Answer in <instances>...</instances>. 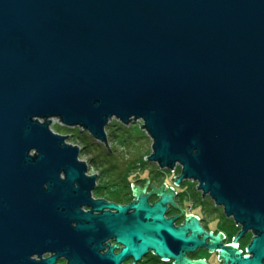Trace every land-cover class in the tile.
<instances>
[{"label":"water","instance_id":"95a60500","mask_svg":"<svg viewBox=\"0 0 264 264\" xmlns=\"http://www.w3.org/2000/svg\"><path fill=\"white\" fill-rule=\"evenodd\" d=\"M51 117L111 152L110 118L143 119L153 139L145 158L181 165L176 184L197 181L241 226L237 238L254 232L251 255L197 215L176 226L166 182L153 204L149 179L132 182L140 197L131 204L93 199L97 173ZM61 234L80 245L70 264H121L149 250L205 264L186 256L202 246H221L224 264H264V0H0V264H38L30 254L58 248ZM100 237L124 247L101 254L97 245L94 260L82 245Z\"/></svg>","mask_w":264,"mask_h":264},{"label":"rangeland","instance_id":"374dc122","mask_svg":"<svg viewBox=\"0 0 264 264\" xmlns=\"http://www.w3.org/2000/svg\"><path fill=\"white\" fill-rule=\"evenodd\" d=\"M50 119L54 131L69 134L67 142L80 146L79 159L87 161L88 172L97 173L101 177L100 182L103 186L99 191L113 193L120 189L127 190L133 186L132 182L144 188L147 179L150 181L146 186L161 187L164 182L172 186L175 183V176L181 173V165H177L175 170L171 171L145 158V155L149 156L153 152V139L138 120L125 124L116 117L110 118L106 132L107 142L113 151L111 152L106 141L94 137L82 126L66 127L59 117ZM197 185V181L184 179L176 187L182 192L183 198H179L180 202L192 203L194 211L207 218L212 227L225 230L229 235L238 234L241 227L236 225L234 218L227 216L223 206L216 205L211 196L204 195ZM253 236L254 234L249 235L243 242L251 240ZM207 256L209 261H217L215 254Z\"/></svg>","mask_w":264,"mask_h":264},{"label":"flooded vegetation","instance_id":"af4514ba","mask_svg":"<svg viewBox=\"0 0 264 264\" xmlns=\"http://www.w3.org/2000/svg\"><path fill=\"white\" fill-rule=\"evenodd\" d=\"M87 174L90 175V174H96V173H90L87 171ZM100 180H101V177L98 175L97 180H96V186L94 187V189H92L93 199H103L108 202H115L121 205H128L138 200V198L140 197V194H138L135 191V187L133 186H131L127 190H122L119 188L120 190H116L113 193L105 192L103 189H102L103 191H99V189H101V186H103L101 185ZM181 183L179 184L173 183L172 187L176 189V187L180 185ZM167 190L168 189L165 187L159 188L155 185H151V186H146V190L144 191V193L149 196V201L151 204H153L154 202H156L158 199L162 197L161 192L163 191L167 192ZM181 197H182V192L176 189L175 194L173 196L174 202L169 201L167 203V210L165 212V216L167 218L175 217V221H174L175 225L178 226V225L184 224V222L189 217V215L197 214L199 215L198 218L206 231L208 232L212 231L215 235L221 233V236H222L221 242L223 245L234 246L235 248L238 249L237 254H240L241 256L251 255L248 245L250 244L252 239L247 242H243V240L244 238H248L249 235L254 234L252 230H249L243 237H240V238H237L236 233L229 235V233L226 232L225 230L212 227L210 222L207 221V218L198 214L197 211H194L195 208L192 205V203L185 204L184 202H180L179 198ZM93 207L94 205H91V204H83L79 208L82 209L84 212H87V211L92 210ZM103 210H112V209L105 207ZM130 211L132 210L130 209L129 212ZM101 212L102 211L100 210H93V213H101ZM77 224H78L77 221L71 220L66 225V230L70 232V234H72ZM236 225L239 228L241 227L239 224H236ZM59 240H60V243L58 245V248L34 251L30 254V259L36 262L38 261L39 262L38 264H48L45 261V259L50 257L51 255H57L54 263L52 264H70V259H71L70 253H69L70 249L72 248H74V250L78 249L80 245L75 243V237H72V236L68 237V239H65L64 235L61 234L59 237ZM63 240H66V241H63ZM210 241L211 239H207L206 242H210ZM97 245H100L97 250L101 254L106 253L110 249L111 246H115L114 253H118L124 247V245L121 242H119L116 239V237H107V238L100 237L97 241L93 240L92 242H90L89 244L85 246L82 245V249L89 255L94 256L95 258L94 260H99L95 256V251L93 249ZM220 248L221 246L215 249H210V248H207L206 246H202V247H198L195 251L187 252L186 256L192 260L202 259V261L205 264H224V258L221 257ZM209 254H215L217 261H209L208 256H207ZM121 264H177V263L175 262L174 259H170V258L166 259V258L160 257L158 254L155 253L154 250H149L148 253L143 255L140 259H135L133 256L125 257L121 261Z\"/></svg>","mask_w":264,"mask_h":264},{"label":"bare ground","instance_id":"6f19581e","mask_svg":"<svg viewBox=\"0 0 264 264\" xmlns=\"http://www.w3.org/2000/svg\"><path fill=\"white\" fill-rule=\"evenodd\" d=\"M140 120H142L143 121V119H141L140 118ZM171 171H174L175 170V168L174 169H170ZM90 175H92V174H90ZM175 190V189H174ZM197 215V214H196ZM198 217H199V215H197ZM177 226V225H176ZM179 226V225H178Z\"/></svg>","mask_w":264,"mask_h":264},{"label":"built area","instance_id":"2783aa9c","mask_svg":"<svg viewBox=\"0 0 264 264\" xmlns=\"http://www.w3.org/2000/svg\"><path fill=\"white\" fill-rule=\"evenodd\" d=\"M137 120H139V121L143 122V121H142V120H140V119H137ZM141 122H140V123H141Z\"/></svg>","mask_w":264,"mask_h":264},{"label":"trees","instance_id":"16d2710c","mask_svg":"<svg viewBox=\"0 0 264 264\" xmlns=\"http://www.w3.org/2000/svg\"><path fill=\"white\" fill-rule=\"evenodd\" d=\"M66 133V132H65ZM64 134V133H63Z\"/></svg>","mask_w":264,"mask_h":264}]
</instances>
